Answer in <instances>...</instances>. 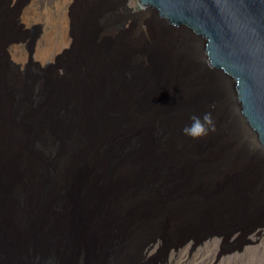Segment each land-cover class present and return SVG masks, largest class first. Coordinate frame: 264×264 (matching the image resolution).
<instances>
[{
	"label": "water",
	"instance_id": "water-1",
	"mask_svg": "<svg viewBox=\"0 0 264 264\" xmlns=\"http://www.w3.org/2000/svg\"><path fill=\"white\" fill-rule=\"evenodd\" d=\"M139 5L82 21L48 77L12 60L26 36L0 0V264H141L159 238L264 226V0ZM147 12L151 37H124ZM204 113L215 131L184 135Z\"/></svg>",
	"mask_w": 264,
	"mask_h": 264
},
{
	"label": "rangeland",
	"instance_id": "rangeland-1",
	"mask_svg": "<svg viewBox=\"0 0 264 264\" xmlns=\"http://www.w3.org/2000/svg\"><path fill=\"white\" fill-rule=\"evenodd\" d=\"M34 1L9 0V7L19 12L20 23H22L26 38L12 44L8 50L12 60L19 64L22 70L26 68L30 71L39 65L42 74L48 77L53 74V70L57 66L62 64L61 62L81 52L80 44L77 42L80 38L78 30L80 31L82 28V21L91 18L92 13L98 16L96 18L101 15L105 16L104 14L109 11H112L115 16H128L120 6L121 0H79L81 7L74 12L75 20L71 21V25L68 24L69 31L65 35L62 27V29L52 30L53 32L46 28L47 22L53 21L51 9L57 0H37L33 10L35 12L30 14L33 17L30 23L27 25L22 21L21 17L26 8ZM128 6L136 11L139 10V0H128ZM60 10L61 13L65 11L64 8ZM153 24L155 25L148 12L139 19L136 16L128 17L122 34L124 37L136 39L150 38L149 30ZM113 32L117 34L118 30H113ZM31 43H33L32 48ZM58 71L60 75L65 74L61 67L58 68ZM258 198L257 206L262 208L263 213L258 212L257 219L264 220V193ZM259 232L260 234H258ZM241 234L239 231L232 236H213L204 239L197 245H195V241L191 240L178 249L171 248L168 255L165 252L166 248L163 247V240L159 238L153 248L148 252L145 250L141 264H264V226L259 227L252 235L242 236Z\"/></svg>",
	"mask_w": 264,
	"mask_h": 264
},
{
	"label": "bare ground",
	"instance_id": "bare-ground-1",
	"mask_svg": "<svg viewBox=\"0 0 264 264\" xmlns=\"http://www.w3.org/2000/svg\"><path fill=\"white\" fill-rule=\"evenodd\" d=\"M35 0L30 6H28L26 8V11L24 12V14L22 15L21 19L22 21L25 22V24H29L31 21V18H33L32 16H30L31 12H35L34 10V5L36 4ZM55 4V3H54ZM37 7V6H36ZM80 4H79V0H57L56 4L54 5V7L51 9V13H52V22H47V26L46 28H48L49 31L53 32L52 30H58L59 28H63V30L65 31V35L68 34V24L71 25V21L75 20V14L74 12H76V10L80 9ZM48 8V7H47ZM64 8L65 11L63 13H61V10ZM36 9V8H35ZM23 10V9H22ZM53 10V11H52ZM82 10V9H81ZM82 12V11H81ZM47 13V12H46ZM50 14V13H49ZM93 14V13H92ZM99 14V13H98ZM44 20V19H43ZM23 22V23H24ZM46 23V22H45ZM31 27V26H30ZM61 28V29H62ZM72 30V29H71ZM48 31V35L49 32ZM47 35V36H48ZM49 38V37H48ZM47 38V39H48ZM47 41V40H46ZM49 41V40H48ZM14 46V45H13ZM12 46V47H13ZM9 51V50H8ZM15 53V51H14ZM19 53V52H18ZM11 54V53H10Z\"/></svg>",
	"mask_w": 264,
	"mask_h": 264
},
{
	"label": "clouds",
	"instance_id": "clouds-1",
	"mask_svg": "<svg viewBox=\"0 0 264 264\" xmlns=\"http://www.w3.org/2000/svg\"><path fill=\"white\" fill-rule=\"evenodd\" d=\"M189 119L191 123L186 124L182 129L186 136L196 139L208 135L210 131H215L211 113H204L203 116L193 114Z\"/></svg>",
	"mask_w": 264,
	"mask_h": 264
}]
</instances>
